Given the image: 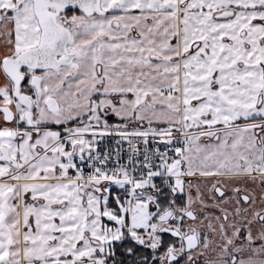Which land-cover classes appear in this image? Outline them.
<instances>
[{
	"label": "snow or ice",
	"instance_id": "obj_1",
	"mask_svg": "<svg viewBox=\"0 0 264 264\" xmlns=\"http://www.w3.org/2000/svg\"><path fill=\"white\" fill-rule=\"evenodd\" d=\"M0 264H264V0H0Z\"/></svg>",
	"mask_w": 264,
	"mask_h": 264
}]
</instances>
